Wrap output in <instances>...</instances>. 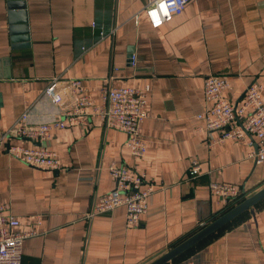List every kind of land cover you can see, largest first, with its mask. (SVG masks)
<instances>
[{
  "label": "crops",
  "instance_id": "0c3cea01",
  "mask_svg": "<svg viewBox=\"0 0 264 264\" xmlns=\"http://www.w3.org/2000/svg\"><path fill=\"white\" fill-rule=\"evenodd\" d=\"M146 5L0 0V135L26 113L31 125L60 119V106L45 94L55 80L53 92L65 101L75 79L96 103L104 87H151L141 126L144 158H134L127 134L103 120L54 131L42 144L11 141L55 152V172L25 165L0 146V203L21 221L19 232H34L23 242L22 264H150L226 211L212 183L237 186L245 199L264 188L257 145L220 142L198 119L211 106L204 89L213 75L229 80L232 104L241 105L252 84L262 86L264 101V0H191L157 29ZM193 160L201 166L195 179ZM111 164L155 185L138 227L127 225L123 207L86 218L116 188ZM187 261L264 264V201L170 264Z\"/></svg>",
  "mask_w": 264,
  "mask_h": 264
},
{
  "label": "built area",
  "instance_id": "2783aa9c",
  "mask_svg": "<svg viewBox=\"0 0 264 264\" xmlns=\"http://www.w3.org/2000/svg\"><path fill=\"white\" fill-rule=\"evenodd\" d=\"M191 0H147L144 14L153 28H161L175 16L181 15ZM95 27V25L93 26ZM102 37L106 36L101 31ZM132 56L131 64H135ZM58 80L52 82L46 95L60 106L62 117L51 123L31 125L28 113L24 114L10 129L0 135V146L6 145L8 153L21 163L48 171H58L61 163L58 155L46 147L28 149L12 144V140H27L43 143L49 140L54 131L64 130L68 126L81 128L89 126L93 120H103L110 127L127 134V147L134 158H144L148 152L147 143L141 137V126L148 117V98L150 86L104 87L99 92L100 103H96L86 92L82 81L69 82L71 96L68 101L53 89ZM228 79L210 76L205 82V98L211 106L198 119L205 120L204 130L217 133L220 142L246 141L250 146L257 145L255 158L258 164L264 162V101L263 88L252 84L247 88L241 105H234L225 97L230 90ZM111 177L116 181L114 191L102 196L86 215L92 219L97 215L125 208L127 225L138 227L142 217L148 213L149 198L155 192V185L148 181L145 174L131 173L127 165L111 164L108 167ZM201 173V166L193 160L189 169L191 179ZM212 193L225 204H232L242 198L240 188L230 184L212 183ZM40 224V222H39ZM21 221L6 214V206L0 203V264H22L23 242L34 232L21 233L18 228ZM183 264H195L187 261Z\"/></svg>",
  "mask_w": 264,
  "mask_h": 264
},
{
  "label": "water",
  "instance_id": "95a60500",
  "mask_svg": "<svg viewBox=\"0 0 264 264\" xmlns=\"http://www.w3.org/2000/svg\"><path fill=\"white\" fill-rule=\"evenodd\" d=\"M22 33L27 35V29H22ZM25 39L27 38L25 37ZM262 201H264V188L257 191L252 196L246 198L243 202L235 206L233 209L223 214L213 222L209 223L197 233H195L176 247L172 248L169 252L162 255L150 264H170L171 262L182 256L184 253L189 251L191 248L198 245L203 240L218 232L247 211L253 209Z\"/></svg>",
  "mask_w": 264,
  "mask_h": 264
},
{
  "label": "trees",
  "instance_id": "16d2710c",
  "mask_svg": "<svg viewBox=\"0 0 264 264\" xmlns=\"http://www.w3.org/2000/svg\"><path fill=\"white\" fill-rule=\"evenodd\" d=\"M245 200V198H241L240 200H238L237 202H235V203H232V204H230L229 205V207L226 209V211L223 213V214H225V213H227L228 211H230L231 209H233L235 206H237L238 204H240L241 202H243ZM222 214V215H223ZM221 215V216H222Z\"/></svg>",
  "mask_w": 264,
  "mask_h": 264
}]
</instances>
